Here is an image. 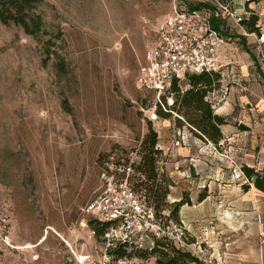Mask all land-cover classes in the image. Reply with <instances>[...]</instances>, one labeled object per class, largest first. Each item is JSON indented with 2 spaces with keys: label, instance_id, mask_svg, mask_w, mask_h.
<instances>
[{
  "label": "rangeland",
  "instance_id": "rangeland-1",
  "mask_svg": "<svg viewBox=\"0 0 264 264\" xmlns=\"http://www.w3.org/2000/svg\"><path fill=\"white\" fill-rule=\"evenodd\" d=\"M172 7L173 0H41L46 32L37 36L0 21V215L10 218L14 245L0 246V264H75L77 254L100 256L103 240L83 209L111 177L152 201L138 186L148 178L136 169L150 124L158 144L170 140L157 160L158 181L170 190L158 214L166 226L185 229L175 197L190 199L191 191L180 180L205 182L208 156L222 167L227 146L203 145L199 173L184 171L175 140L185 146L184 129L191 128L180 124L184 116L169 109L167 97L137 83L146 45Z\"/></svg>",
  "mask_w": 264,
  "mask_h": 264
},
{
  "label": "crops",
  "instance_id": "crops-1",
  "mask_svg": "<svg viewBox=\"0 0 264 264\" xmlns=\"http://www.w3.org/2000/svg\"><path fill=\"white\" fill-rule=\"evenodd\" d=\"M192 2L189 9L192 4H200ZM236 5L255 11L260 32H249L246 36L236 27L231 41L219 50L221 59L233 63L243 74V80L232 84L228 95L215 106V112L227 119L221 126L227 160L220 167L208 156L205 182L182 177L180 185L190 189L191 203L180 207L179 218L191 242L204 247V259L209 264H264V191L254 183L235 179L231 161L236 157L264 176V37L260 38L264 35L261 24L264 0L245 3L237 0ZM222 24L225 33L230 34L225 21ZM169 144L170 140L165 139L159 145L164 148ZM203 145L210 151L215 149L212 143L192 134L188 144L176 147V163L184 164L187 173L197 175L201 162L199 148ZM201 191L203 197L198 199ZM175 199L181 200L182 195Z\"/></svg>",
  "mask_w": 264,
  "mask_h": 264
},
{
  "label": "built area",
  "instance_id": "built-area-1",
  "mask_svg": "<svg viewBox=\"0 0 264 264\" xmlns=\"http://www.w3.org/2000/svg\"><path fill=\"white\" fill-rule=\"evenodd\" d=\"M194 1L201 6L190 10V0H173L171 11L160 19L155 36L146 45L137 83L162 94L168 90L175 77L184 78L187 73L217 71L221 74V85L207 96L216 106L228 95L232 84L243 80L242 72L233 63L221 59L220 47L231 41L232 31L236 27L247 36L249 32L246 21L256 13L245 5L237 6V0ZM246 1L243 0V3ZM213 21L219 22V29L213 26ZM222 21H225L230 34L224 32ZM256 26H260L258 22ZM191 135V132L185 133L187 140L183 141L184 144H188ZM220 144H223L222 141ZM175 145L181 146L182 141L175 140ZM231 161L233 177L241 183L252 184L243 170L244 164L236 157H232ZM83 210L93 219L110 223L111 226L103 235L101 255L77 254L75 264H133L132 259L116 258L111 250L121 242L152 249L154 235L169 237L177 247L189 250L209 264L202 258L201 246L186 240V228L180 224L170 228L157 219L153 209L146 207L126 180L118 181L111 177ZM10 225V218L0 215V246L14 247Z\"/></svg>",
  "mask_w": 264,
  "mask_h": 264
},
{
  "label": "trees",
  "instance_id": "trees-1",
  "mask_svg": "<svg viewBox=\"0 0 264 264\" xmlns=\"http://www.w3.org/2000/svg\"><path fill=\"white\" fill-rule=\"evenodd\" d=\"M41 0H0V21L4 24L14 23L24 29L27 34L37 36L45 33V24L43 15L37 10ZM193 3V2H192ZM200 4L190 5V9H197ZM259 17L252 14L246 21V26L250 32H260L256 26ZM215 28H220L218 21H213ZM221 74L217 71H204L201 73H187L184 78L175 77L165 93H162L170 100L169 105L173 106L169 109L176 110L182 114V119L178 118L180 124L187 122L192 134L197 135L201 139L219 146L223 139L221 126L227 122L226 117L215 112L214 104L207 98L208 94L218 89L221 85ZM166 101V100H165ZM159 116L167 117L170 111L156 110ZM190 130V131H191ZM163 149L158 144V132L150 124L149 130L141 143L140 162L136 167L138 171L148 178L139 185H144L146 195L152 201L146 202L137 189L132 188L142 199L147 208H152L157 219L161 220L158 214L160 206L163 205V199L169 194V184L162 185L158 181L157 160ZM245 174L251 179L252 183L264 191V176L256 172L254 169L244 165ZM256 179L253 180V177ZM152 180L151 183L149 181ZM118 181H123L120 179ZM248 186V185H247ZM245 186V187H247ZM203 194L200 196V199ZM190 199H181L176 203V211L179 212L180 207ZM177 220L179 219L176 218ZM179 221V220H178ZM95 233L103 238L110 223L92 220ZM154 246L152 249L138 248L129 242L118 243L111 252L116 258L134 259L136 255H155L157 257L156 264H206L199 257L193 255L189 250L177 247L173 241L165 236H153Z\"/></svg>",
  "mask_w": 264,
  "mask_h": 264
},
{
  "label": "water",
  "instance_id": "water-1",
  "mask_svg": "<svg viewBox=\"0 0 264 264\" xmlns=\"http://www.w3.org/2000/svg\"><path fill=\"white\" fill-rule=\"evenodd\" d=\"M253 179L255 180L256 179V176H254Z\"/></svg>",
  "mask_w": 264,
  "mask_h": 264
},
{
  "label": "bare ground",
  "instance_id": "bare-ground-1",
  "mask_svg": "<svg viewBox=\"0 0 264 264\" xmlns=\"http://www.w3.org/2000/svg\"><path fill=\"white\" fill-rule=\"evenodd\" d=\"M153 116H156L155 114Z\"/></svg>",
  "mask_w": 264,
  "mask_h": 264
}]
</instances>
